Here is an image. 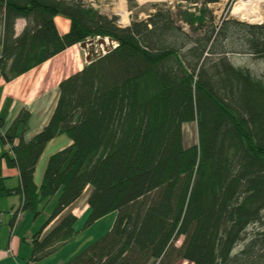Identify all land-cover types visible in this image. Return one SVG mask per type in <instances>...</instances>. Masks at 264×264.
<instances>
[{
	"label": "trees",
	"instance_id": "16d2710c",
	"mask_svg": "<svg viewBox=\"0 0 264 264\" xmlns=\"http://www.w3.org/2000/svg\"><path fill=\"white\" fill-rule=\"evenodd\" d=\"M167 1L180 19L156 13L120 27L86 0H0L5 82L88 38L117 42L60 81L55 110L31 140L28 109L6 128L0 118V198L20 196L11 230L56 197L44 225L23 239L25 264L75 236L77 219L64 212L87 191L86 226L114 211L115 221L63 264H264V74L231 62L264 59V23L219 26L209 7L219 0ZM56 17L70 22L65 33ZM193 120L197 144L185 148L182 126ZM60 135L71 142L49 156L39 184L36 166ZM3 161L19 171V186L5 185Z\"/></svg>",
	"mask_w": 264,
	"mask_h": 264
},
{
	"label": "rangeland",
	"instance_id": "374dc122",
	"mask_svg": "<svg viewBox=\"0 0 264 264\" xmlns=\"http://www.w3.org/2000/svg\"><path fill=\"white\" fill-rule=\"evenodd\" d=\"M124 1V2H123ZM242 0H219V2L215 4H210V11L214 16V23L216 25L220 26V22L223 19L232 18L234 20H237L239 22L248 23V24H262L264 23V6L259 9L261 13V20L256 22H250L249 20L238 18L233 15V12L235 11L236 7L239 6ZM101 2V3H100ZM137 6L135 8H130L128 4V0H100L99 6L101 12L109 18H114L115 12L118 15H121L124 20L131 23L132 19L137 18L138 20L146 19V17L150 15H162V16H169V18H173L175 20L180 19V9L178 7H174L173 2H168L167 0H145L140 1L136 0ZM238 3V4H236ZM236 5V6H235ZM235 6V7H234ZM234 7V8H233ZM233 8V11H232ZM122 10H125L126 16H123ZM232 11V13H231ZM102 14V15H103ZM116 19H120L119 16H115ZM182 26L186 28V30H189V27L186 26L181 21L179 22ZM92 39L93 38H89ZM89 57V56H88ZM90 59H93V56L89 57ZM231 62H234L235 65H245V67L250 68L251 72L255 75H262L264 74V59L255 60V58H251L249 56L245 55H233L231 57ZM88 62V61H86ZM52 92L54 89H51ZM50 90V92H51ZM49 95L48 98L43 102L44 109L47 107L49 108V105L51 101L54 100V96L52 93L47 94ZM43 99V98H42ZM42 109V110H44ZM182 142L185 145V148L194 146V144H197L196 136V122L193 120L191 122L184 123L182 126ZM68 136L66 135H60L57 136V140L53 142L52 144L46 145V150L41 158L40 163L37 165V171L38 174L41 176L44 175V168L47 165V161L50 155L53 153H56L59 148V143L62 144L63 141L67 140ZM65 144V143H64ZM44 165V168H43ZM5 183H7L9 186H12L16 184L15 179H6ZM88 192V191H87ZM85 193L84 196H81L82 199L87 198L88 194H90L91 191L88 193ZM19 196H10L5 198H0V214L2 217L0 218V244H4L5 246L8 245L11 246V260L10 261H3L0 262V264H13L12 262L19 261L20 264H25L27 260L30 257V249L31 245H28L27 242H25L23 239L30 237L33 235L36 231L40 229L44 225V222L46 219L50 216V210L55 206L56 203V197H54L51 201H49V204L44 207L39 216L35 218V216L31 213H24L19 215V218L16 221V227L15 229L11 230V226L8 224L9 219L13 216L14 211L19 207ZM80 198V199H81ZM107 216V215H106ZM103 216V218L99 219L97 222L93 223V225L86 226V218L87 216L81 220L80 223H76V226H74V230L76 232L75 236H72V239L67 242L66 245H63L62 248H59L56 252L52 253V255L42 258V260L38 262H33L32 264H52L54 259H68L70 260L74 256L78 255L81 251H83L84 248L89 247L91 244H93L96 240H98L100 237L106 235L109 231L111 226L114 224V218H115V211L111 214H108L107 217ZM2 219V221H1ZM254 229L253 227L249 230ZM182 242V240H179L177 245ZM16 257V258H15ZM15 258V259H14ZM64 263V262H63ZM62 263V264H63ZM173 264H193L189 262H185V260H179L177 263Z\"/></svg>",
	"mask_w": 264,
	"mask_h": 264
},
{
	"label": "crops",
	"instance_id": "0c3cea01",
	"mask_svg": "<svg viewBox=\"0 0 264 264\" xmlns=\"http://www.w3.org/2000/svg\"><path fill=\"white\" fill-rule=\"evenodd\" d=\"M55 22H57L58 30L61 33L62 32L65 33L68 29V26L70 25V22L68 20L63 19V17L61 18L56 17ZM25 25H26L25 21L19 18L16 21L15 33L19 35L20 31L25 27ZM81 47H82L81 44H77V45L74 44L72 47L63 50V52L53 57L52 59H49L46 62H42L40 66L36 68H32V70L28 71L25 74H22L19 78L15 80H11V82H5L2 77L0 78V118L5 119V123H6L5 128L9 124H11V122L13 121V117L16 116V114L19 113L20 110L23 109V107H25L30 111L31 119H30V123L28 124L29 130L24 134V139H27V141L31 140V138L35 135V133H39L43 129L42 127L45 125L46 122L50 120L51 118L50 116L52 112L55 110V103L59 97L58 84L60 83V81L65 77L66 78L69 77L75 71L77 72L81 70L82 68H84L86 63H89L86 62L87 56L86 53L82 51ZM51 89H54L53 92ZM50 93H52L55 98L53 101H51L49 108L47 109L46 107L44 109L43 102L46 100V98L49 97V95L47 94ZM41 101L43 102L41 103ZM56 140L57 137L54 140H52L50 143H47L46 145L52 144ZM70 142L71 140L68 137V139L63 141L62 144L59 143L58 149L62 150L64 147L68 146ZM0 149H2V147H0ZM43 154L39 159L40 161ZM35 171L36 174L34 176V179L37 183L41 184L42 176L41 173L40 175L38 174L37 166ZM1 172L5 180L6 179L11 180L12 178L15 179L16 184L12 186H9L7 183H5L4 180L5 185H7L9 189L19 186L20 184L18 178L19 171H17V168L9 167L7 165V162L3 161ZM84 194H81V196H84ZM17 195L19 196V194ZM17 195H11V196H17ZM80 198L77 199V201L73 205H71L67 210H65L66 212H64V214L67 212H72L73 216H75L77 219V223H80L81 220L84 219L89 214L87 198L86 197L85 199L82 198L80 199ZM57 220L58 219H55L53 222H50V225L47 228H45L43 233H45L49 228H51V226H53ZM28 239H30V237L26 238L27 241ZM10 254H11V246H9V243L7 246H5V243L0 244V262L10 261L11 260V256H9ZM67 260L68 259H64V258L54 259L52 264H62ZM12 263L20 264L19 261H15V260Z\"/></svg>",
	"mask_w": 264,
	"mask_h": 264
},
{
	"label": "built area",
	"instance_id": "2783aa9c",
	"mask_svg": "<svg viewBox=\"0 0 264 264\" xmlns=\"http://www.w3.org/2000/svg\"><path fill=\"white\" fill-rule=\"evenodd\" d=\"M99 1L100 0H86V5H87V7L94 8L95 10H97L101 14H103L101 12V10L99 9L100 8V6L98 4ZM236 4H238V3H236ZM233 8H232V11H233ZM232 11H231V13H232ZM233 15L240 18L239 16H237L234 13H233ZM115 16L120 17V19L117 20L118 26L125 27V26L129 25V23H130L129 18H128V21L124 20V18L121 15H118L116 12H115ZM101 40H103V41H101ZM116 44H117L116 41L114 42L112 40H109L106 37H104V38H99V37L95 38L94 37L93 40L89 39V38L84 40V43L81 44L82 45L81 48H82V51L86 53L87 57L93 56V58H95V56L98 57V56L104 55L106 52H108L109 49L114 48ZM1 217H2V215L0 214V218Z\"/></svg>",
	"mask_w": 264,
	"mask_h": 264
},
{
	"label": "bare ground",
	"instance_id": "6f19581e",
	"mask_svg": "<svg viewBox=\"0 0 264 264\" xmlns=\"http://www.w3.org/2000/svg\"><path fill=\"white\" fill-rule=\"evenodd\" d=\"M240 2L241 3L239 4V6H237L235 11L233 12L234 14H236L242 19L249 20L250 22H256L261 20L262 16L259 9L264 6V0H242ZM125 13V10H122L123 16H126Z\"/></svg>",
	"mask_w": 264,
	"mask_h": 264
},
{
	"label": "water",
	"instance_id": "95a60500",
	"mask_svg": "<svg viewBox=\"0 0 264 264\" xmlns=\"http://www.w3.org/2000/svg\"><path fill=\"white\" fill-rule=\"evenodd\" d=\"M101 41H103V40H101ZM90 60V58L89 57H87V61H89Z\"/></svg>",
	"mask_w": 264,
	"mask_h": 264
}]
</instances>
